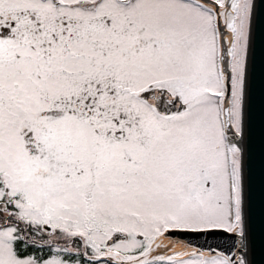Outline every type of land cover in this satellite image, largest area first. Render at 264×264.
<instances>
[{"label": "snow or ice", "instance_id": "6c2138e0", "mask_svg": "<svg viewBox=\"0 0 264 264\" xmlns=\"http://www.w3.org/2000/svg\"><path fill=\"white\" fill-rule=\"evenodd\" d=\"M258 5L0 0V264H249Z\"/></svg>", "mask_w": 264, "mask_h": 264}, {"label": "water", "instance_id": "95a60500", "mask_svg": "<svg viewBox=\"0 0 264 264\" xmlns=\"http://www.w3.org/2000/svg\"><path fill=\"white\" fill-rule=\"evenodd\" d=\"M245 225L249 264H264V10L252 21L244 112Z\"/></svg>", "mask_w": 264, "mask_h": 264}, {"label": "rangeland", "instance_id": "374dc122", "mask_svg": "<svg viewBox=\"0 0 264 264\" xmlns=\"http://www.w3.org/2000/svg\"><path fill=\"white\" fill-rule=\"evenodd\" d=\"M200 242L203 243V240H201ZM208 242L209 243H215L216 241L209 240Z\"/></svg>", "mask_w": 264, "mask_h": 264}, {"label": "bare ground", "instance_id": "6f19581e", "mask_svg": "<svg viewBox=\"0 0 264 264\" xmlns=\"http://www.w3.org/2000/svg\"><path fill=\"white\" fill-rule=\"evenodd\" d=\"M244 141H245V138L243 139V143H244ZM246 252H247V259H248V254H249V253H248L247 249H246Z\"/></svg>", "mask_w": 264, "mask_h": 264}]
</instances>
